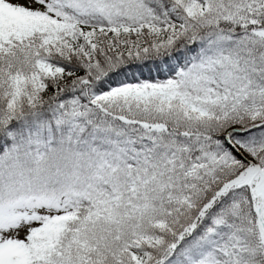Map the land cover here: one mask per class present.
<instances>
[{
	"label": "snow or ice",
	"instance_id": "snow-or-ice-1",
	"mask_svg": "<svg viewBox=\"0 0 264 264\" xmlns=\"http://www.w3.org/2000/svg\"><path fill=\"white\" fill-rule=\"evenodd\" d=\"M0 264H264V0H0Z\"/></svg>",
	"mask_w": 264,
	"mask_h": 264
}]
</instances>
